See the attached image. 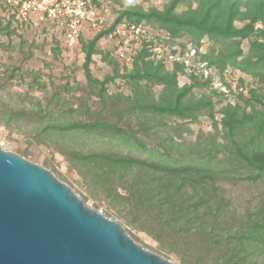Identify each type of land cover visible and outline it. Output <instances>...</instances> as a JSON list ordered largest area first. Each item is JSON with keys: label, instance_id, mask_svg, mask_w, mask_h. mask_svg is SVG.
<instances>
[{"label": "trees", "instance_id": "trees-1", "mask_svg": "<svg viewBox=\"0 0 264 264\" xmlns=\"http://www.w3.org/2000/svg\"><path fill=\"white\" fill-rule=\"evenodd\" d=\"M122 21L156 28L171 39L187 38L197 50L207 39L213 46L201 61L219 75L230 70L248 77L253 87L226 103L210 80L153 62L147 46L134 54L130 70L106 54L113 75L99 81L88 64L104 32L81 43L84 97L52 83L48 93L36 73L6 66L0 93L19 78L44 96L5 97L30 109L11 108L0 97V125L26 121L47 148L54 139L86 137L115 147L84 153L72 145L56 152L76 161L88 192L115 212L132 238L136 231L155 242L158 254L174 255L179 264H264V0H172L161 9L127 8L114 24ZM12 23L0 21V36L17 34ZM180 77L187 79L181 87ZM28 78L32 81L25 83ZM116 79L127 94H108L106 86ZM201 118L211 121L212 132L194 136L191 125ZM242 185L258 195L238 212L228 188Z\"/></svg>", "mask_w": 264, "mask_h": 264}, {"label": "water", "instance_id": "water-1", "mask_svg": "<svg viewBox=\"0 0 264 264\" xmlns=\"http://www.w3.org/2000/svg\"><path fill=\"white\" fill-rule=\"evenodd\" d=\"M0 264H175L51 171L0 146Z\"/></svg>", "mask_w": 264, "mask_h": 264}, {"label": "rangeland", "instance_id": "rangeland-1", "mask_svg": "<svg viewBox=\"0 0 264 264\" xmlns=\"http://www.w3.org/2000/svg\"><path fill=\"white\" fill-rule=\"evenodd\" d=\"M120 7L121 9L115 4L114 9L121 11L125 6L121 4ZM183 9L184 8H179V11ZM117 11H115L114 14L116 17ZM28 25L27 28H18L17 34L10 36V38L0 36V79L9 75L3 74V69L6 66L19 67L22 72L30 71L36 73L37 76L40 77V80L46 83L48 93L52 91V86L50 84L52 83L57 87H63L67 90L70 89L69 95L74 98L80 96L84 97L87 91V81L84 74L85 53L81 50V45L74 51H63L60 43L59 46L55 43V39L58 37V31L52 28L50 22L44 21L40 17H34ZM176 42L183 45L189 43V40L187 38H181ZM201 45L205 54L208 53L209 49L213 46L207 39L203 40ZM247 46V42L244 41L242 47L245 53L247 51ZM107 48L108 44L106 42H98L97 50L94 49L95 52L92 54L90 63L88 64L90 74L99 81L113 75L112 67L103 60L106 54L109 55L110 60L114 58L107 52ZM118 62L123 68L127 70L131 69V67L126 68L120 61ZM168 67L170 68L169 65ZM233 74L237 77H242L244 79L242 81H245L247 86L253 82L250 78L240 75L239 73L234 72ZM24 81L28 83L31 82L32 79L28 78ZM0 82L2 83V81ZM239 82L240 79L237 83L240 84ZM185 83H187V79L180 77L178 83L179 87ZM106 87L110 95L128 93L127 88L119 79L109 82ZM152 90L156 95L159 92V88L156 87ZM15 93L22 95L28 93L37 99H41L44 96L43 93L37 90H28L23 81L17 78L0 93V97L4 100L6 99L5 102H7L11 108H18L20 105H23L20 101L12 99L13 96L9 97L10 100L5 98L7 94ZM77 103L78 102L75 101V105H77ZM90 104L91 102H89V105ZM23 106L26 107L25 109H30V105L27 103ZM97 111H99V106ZM30 113H27V116H29ZM217 118L220 119V116H217ZM11 127L12 128H7L0 125V146L3 150L18 154L28 161L51 171L59 180L69 185L89 206L97 209L104 216L121 223L115 212L110 210L104 202L99 201V196L92 194V192H88L86 183L77 170L80 168L79 164L71 160L70 156L64 157L56 152L58 147H63V151H69L72 145L76 150H81V152L84 153L108 148H114L112 150L116 151L115 147H107V145L98 144L89 137H86L72 140H70V138L54 139L51 145L52 148H47L44 145L38 144L39 137L36 136V133L31 131L33 126L26 121H20L15 127ZM191 129L194 131V136L200 130L203 132H212V123L208 119L201 118L197 124L191 125ZM31 132L33 133L30 135ZM80 169L82 170V168ZM228 189H230L229 197L232 199L233 208H236L238 212H242L243 209L247 207L248 202L253 201L258 195L255 188L252 189L243 185L235 186L234 188L229 187ZM253 203L254 202H252L249 207L252 206ZM131 234L139 244L150 251L158 253L157 244L146 235L136 231H131ZM163 256L170 259L175 264H179L174 255L163 254Z\"/></svg>", "mask_w": 264, "mask_h": 264}, {"label": "built area", "instance_id": "built-area-1", "mask_svg": "<svg viewBox=\"0 0 264 264\" xmlns=\"http://www.w3.org/2000/svg\"><path fill=\"white\" fill-rule=\"evenodd\" d=\"M172 0H0V21H12L15 28H27L34 17L50 22L58 31L57 40L63 51H74L82 42L92 40L96 35L107 32L101 38L108 44L107 52L126 68L132 66L133 56L142 46L148 47L153 62L163 60L170 68L181 66L184 75L210 80L211 87L226 103H234L239 95H248L253 86L240 85V77L226 70L219 75L201 61L203 48L199 50L190 43L180 45L163 31L136 25L126 21L114 24V9L141 6L144 9H161ZM113 8V9H112ZM112 9V11H111ZM114 10V11H113ZM117 12H120L118 10ZM56 34V33H55ZM81 48V47H80ZM231 103V104H233ZM101 213V212H100Z\"/></svg>", "mask_w": 264, "mask_h": 264}]
</instances>
